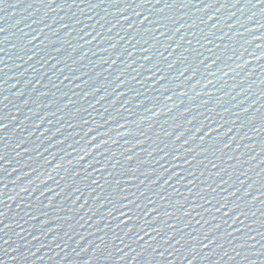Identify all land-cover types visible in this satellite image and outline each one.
Instances as JSON below:
<instances>
[{"label": "water", "instance_id": "95a60500", "mask_svg": "<svg viewBox=\"0 0 264 264\" xmlns=\"http://www.w3.org/2000/svg\"><path fill=\"white\" fill-rule=\"evenodd\" d=\"M0 264H264V4L0 0Z\"/></svg>", "mask_w": 264, "mask_h": 264}, {"label": "snow or ice", "instance_id": "6c2138e0", "mask_svg": "<svg viewBox=\"0 0 264 264\" xmlns=\"http://www.w3.org/2000/svg\"><path fill=\"white\" fill-rule=\"evenodd\" d=\"M258 2L264 4V0H258Z\"/></svg>", "mask_w": 264, "mask_h": 264}]
</instances>
